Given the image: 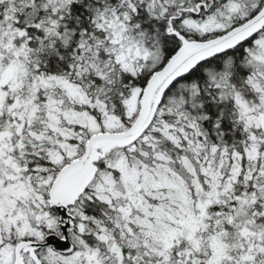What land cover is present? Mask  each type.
Listing matches in <instances>:
<instances>
[{
	"label": "snow or ice",
	"instance_id": "snow-or-ice-1",
	"mask_svg": "<svg viewBox=\"0 0 264 264\" xmlns=\"http://www.w3.org/2000/svg\"><path fill=\"white\" fill-rule=\"evenodd\" d=\"M0 264H264V0H0Z\"/></svg>",
	"mask_w": 264,
	"mask_h": 264
}]
</instances>
